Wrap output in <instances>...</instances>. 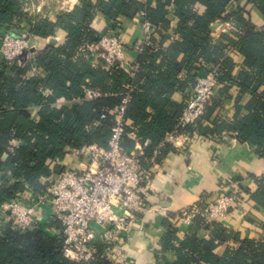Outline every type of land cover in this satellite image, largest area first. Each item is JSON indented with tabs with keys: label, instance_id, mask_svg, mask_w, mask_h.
Wrapping results in <instances>:
<instances>
[{
	"label": "trees",
	"instance_id": "16d2710c",
	"mask_svg": "<svg viewBox=\"0 0 264 264\" xmlns=\"http://www.w3.org/2000/svg\"><path fill=\"white\" fill-rule=\"evenodd\" d=\"M244 1L254 3L264 14V0H82L72 12L60 13L51 22L38 16L26 18L22 0H0V39L3 31L17 32L23 19L30 22V38L52 36L57 28L67 32L62 44L49 43L35 49L33 60L25 55L22 65L17 61L0 64V207L19 199L28 188L45 192L46 178L52 170L62 171L58 162L71 151L90 145L108 149L115 120L112 115L105 119L101 116L118 108L126 94L130 100L124 120L130 125L124 127L123 145L133 149L137 142L150 141L141 158L143 168H150L149 161L161 145V158L173 151L165 139L180 127L184 102L170 97L192 89L195 78L216 64L225 69L221 86L209 101L205 115L187 130L200 135L231 130L264 157V31L245 20ZM234 2L235 9L231 8ZM170 4L176 8L178 23L174 32L179 39L165 47L170 40L166 33L171 24L167 17ZM141 11H145L155 31L160 30L159 36L153 35L150 46L143 47L133 74L120 64L109 68L104 60L93 67L90 55L79 53L84 44L97 43L107 31L100 33L92 28L97 12L116 27L120 17L133 18ZM219 19L235 22L242 34H225L221 44L213 45L212 24ZM231 51L244 57L237 74ZM33 68L43 70L45 76L32 74ZM183 70L187 78L180 80ZM84 86L102 95L94 100L58 104L60 99H82ZM234 87L238 90V95L232 97L237 106L234 120L205 128L203 121L230 98ZM245 95L249 100L243 106L240 101ZM133 131L135 138L130 136ZM253 197L264 207V180ZM194 221L198 229L208 227L200 217ZM49 226L52 224L19 231L11 222H0V264H78L62 255V236L48 232ZM167 228L162 245L176 251V264H264V239L241 240L239 233L224 229L221 238L213 234L209 241L199 240L193 232L176 246V227L169 224ZM229 241L238 247L229 248L223 256L214 253L218 245ZM105 248L101 246L94 260L81 264H113L103 255Z\"/></svg>",
	"mask_w": 264,
	"mask_h": 264
},
{
	"label": "built area",
	"instance_id": "2783aa9c",
	"mask_svg": "<svg viewBox=\"0 0 264 264\" xmlns=\"http://www.w3.org/2000/svg\"><path fill=\"white\" fill-rule=\"evenodd\" d=\"M232 7L235 9L237 4L234 2ZM139 16L145 33L139 50H143L144 46H150L151 40L148 37L154 35L155 29L146 19L145 11H141ZM226 25L223 28L225 34L243 32L233 24ZM261 30L264 31V28ZM122 33L120 28H111L102 33L97 43L84 44L79 51L104 60L109 68L118 64L128 67L133 74L137 67L125 64L126 47ZM233 52L231 54L236 55ZM25 55L26 59H34V48L29 35L3 31L0 39V64L17 61L22 65ZM33 70L39 73V69ZM224 70L221 64L211 65L195 78L191 94L184 101V111L179 119L180 127L166 137L171 143L182 140L181 151H186L187 146L192 143L193 134L187 128L195 126L205 115L209 101L221 86ZM101 95L98 90L84 86L82 99H60L58 104L94 100ZM129 100V94H126L118 108L104 112L101 116V119H105L112 115L115 120L108 149L90 145L71 151L77 154L80 161L71 168L62 167L61 172L52 170L45 180V192L38 193L28 188L29 194L26 190L19 199L4 203L0 207V222H11L19 231L52 224L47 231L61 234L62 255L74 263L94 260L100 247L105 246L103 255L113 264H134L127 241L135 224L154 209L149 204L154 174L152 168H143L141 162L150 141L147 140L133 149H127L123 145L124 127L130 125L124 120ZM130 136L135 138V131ZM155 152L158 154V151ZM64 160L58 164L63 166ZM243 199L242 186L237 179L232 178L217 194L201 197L196 204L182 210L175 217L184 223L200 217L212 225L226 221L232 214L245 219L250 214L243 207ZM43 206L49 208L47 221L39 210ZM115 207L123 213L117 212Z\"/></svg>",
	"mask_w": 264,
	"mask_h": 264
},
{
	"label": "crops",
	"instance_id": "0c3cea01",
	"mask_svg": "<svg viewBox=\"0 0 264 264\" xmlns=\"http://www.w3.org/2000/svg\"><path fill=\"white\" fill-rule=\"evenodd\" d=\"M140 1L146 2V0ZM22 2L26 18L31 19L38 16L40 19L55 22L60 13L72 12L81 4L82 0H22ZM242 5H245L246 8L245 20L254 24L259 30L264 28V14L258 6L247 1L242 2ZM203 9L202 7L201 11ZM175 13V6L170 4L167 17L171 20V24L166 31L170 40L164 43L165 47L170 44V41L179 39L174 32L178 23ZM139 14L140 12L133 18L120 17L116 27H113L112 21H109L102 12H97L92 22V28L100 33L111 28H120L123 31V43L126 47L125 64L131 67H137L142 51L139 50V46L145 39ZM226 23L233 24L238 28L233 21L217 20L212 24L213 45L221 44L225 35L223 28H226ZM19 26L20 29L17 32L13 31L15 34L29 35L31 29L29 21L23 19ZM158 29L160 30V28H156L154 32L155 36H159ZM66 37L67 32L57 28L52 36L31 38V45L34 50L41 49L49 43L59 45L66 40ZM148 38L152 40L153 35ZM158 41H160V37H158ZM155 46L158 49L160 42H157ZM88 58L93 67H98L102 60L92 55ZM234 60L237 64L235 69L237 74L242 68L244 57L236 54ZM126 69L130 73L129 68ZM32 74L40 77L45 76L43 70H39V73L32 70ZM186 78L187 71H181L179 79L185 80ZM261 89L264 90V85ZM191 90L189 89L185 93H175L170 98L177 102H184L185 98L190 96ZM237 93L238 90L234 87L230 92V98L224 99L210 117L203 121L205 128H214L218 124L234 120L237 106L233 98L238 95ZM247 98L248 96L245 95L240 101V105L245 106L249 100ZM36 111L34 110L35 113ZM242 113L247 114V111L243 110ZM182 143V140L171 143L170 140L165 139V144L170 145L173 151H169L161 158V145L155 150L158 151V154L155 152L149 161V167L152 168L154 174L153 191L149 204L154 209L150 210L130 231L127 247L133 255L134 264H176L178 261L176 251L170 247L165 249L162 245L169 224L176 227V246L193 232H196V237L199 240L209 241L213 234L215 237L221 238L224 229L239 233L241 240L264 239V207L253 197L259 191V182L264 180V157L258 154L256 147L243 141L236 132L231 130L214 133L210 131L206 135L194 133L192 143L187 146L186 151H181ZM138 145L140 146L141 142H137L136 146ZM79 161L77 154L71 152L61 167L71 168ZM232 178L237 179L244 190L243 207L250 214L247 218H240L236 214H232L226 221L214 225L203 219L208 227L198 229L194 220L184 223L177 217H173L196 204L201 197L217 194L221 187ZM29 193L30 191L27 190V194ZM39 210L43 213L44 220H49V208L43 206ZM115 210L123 213L118 207H115ZM50 233L54 234L52 231ZM231 247L237 248L238 244L233 241L222 243L218 245L214 253L223 256Z\"/></svg>",
	"mask_w": 264,
	"mask_h": 264
}]
</instances>
